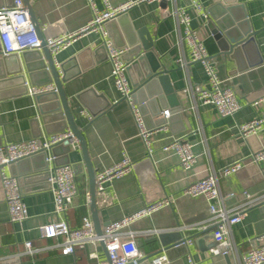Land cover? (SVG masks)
<instances>
[{
  "label": "crops",
  "instance_id": "0c3cea01",
  "mask_svg": "<svg viewBox=\"0 0 264 264\" xmlns=\"http://www.w3.org/2000/svg\"><path fill=\"white\" fill-rule=\"evenodd\" d=\"M10 1L0 0V4ZM96 1L101 8L100 0ZM110 1L119 6L128 0ZM177 1L186 8L191 27L198 30L216 65L218 76L235 89L241 110L234 117H220L214 106L203 105L198 99L181 94L189 83L206 86L208 78L200 63L189 62L187 69L180 66L183 52L176 45L179 35L175 20L169 15L173 10L172 3H142L107 24L115 45L127 50L125 60L130 64L145 53L143 40H147L146 32L152 43V53L162 69L171 71V84L181 96L180 108L164 106L160 109L161 112L171 110V118L167 131L156 132L152 136V157L138 137L128 103L114 85L112 66L100 36L96 33L79 36L57 56V62L64 91L75 122L85 138L95 172L120 163L124 156L135 164L131 174L108 186V193L115 199L110 207L98 206L102 227L137 213L150 203L171 198L172 206L130 227L136 232L138 248L147 258L151 257L150 262L166 257V264H189V259L197 264H208L209 249L214 245V226L210 221L208 204L203 198H189L183 192L207 174L219 172L264 148V125L249 138L239 133L240 125L264 116V0H200L208 13L206 19L191 7L192 0ZM30 5L44 38L76 33L92 18L86 0H30ZM230 6L238 8L237 16L245 14L253 31L258 32L255 43L248 47L246 68L239 60L223 57L216 39L212 15L219 17L223 7ZM0 56H3L1 51ZM185 57L191 59L187 46ZM39 60L42 58L33 55L27 63L35 83L46 78V74L35 75L33 72L37 67L33 62ZM21 62L26 70L23 59ZM3 91L0 99V143L29 141L58 133L55 131L62 128L55 115L45 116L51 117L48 125L42 121L39 107L29 94L18 95L11 86H6ZM136 95V101H139ZM107 105L109 108L106 109ZM82 111L88 112L92 118L83 116ZM158 116H147V126L157 127ZM174 139H182L193 146L198 155L193 171H184L176 155L162 150ZM58 155L60 161L66 160L63 150L60 149ZM68 156L71 164L76 166L78 194L66 218L72 228H80L84 217L92 218L90 179L82 149L73 150ZM34 162V166H40L43 160L40 157ZM4 171L20 180L29 217L21 224L10 222L0 173V264H97L98 260L91 257L95 251L100 260L106 258L102 245H88L77 249L73 255L64 256L59 246L62 239H43L41 228L60 219L55 213L54 197L46 175L32 172V161L12 164ZM219 186L223 196L235 194L225 200L228 208L240 205L244 192L255 198L264 196V179L260 167L255 164H248L229 177H220ZM154 230L161 233L179 231L192 240V244L165 250L152 233ZM260 235H264V200L251 207L245 219L233 229L234 241L242 252L247 251L251 241ZM28 242L32 244L33 253L27 252ZM230 260L234 262L233 257ZM214 262L229 264L224 257H217Z\"/></svg>",
  "mask_w": 264,
  "mask_h": 264
},
{
  "label": "built area",
  "instance_id": "2783aa9c",
  "mask_svg": "<svg viewBox=\"0 0 264 264\" xmlns=\"http://www.w3.org/2000/svg\"><path fill=\"white\" fill-rule=\"evenodd\" d=\"M153 1L173 4V10L169 15L174 18L179 35L176 45L183 52L182 57L179 59L181 68L187 69L189 62L200 63L208 78L206 86L189 83L181 91V94L198 99L203 105L214 106L220 117H234L241 110L235 89L226 80H222L218 76L216 65L200 39L198 30H194L191 27V18L187 14L186 8L181 6L177 0H128L119 6L113 5L110 0H100L101 8L96 0H86L88 7L92 11V18L84 27L76 33H66L57 37L49 36L45 38L46 46L53 56L55 66L58 69L60 65L57 62V56L70 47L79 36L91 33H96L100 36L107 58L112 66L114 85L122 99L128 103L138 129V137L142 140L150 157H152L153 153L152 136L156 132L169 129L171 110L162 111L157 117L158 126L154 129L148 128L140 106L133 100V87L128 76L130 63L125 60L127 50L118 48L115 45L107 24L127 13L134 6ZM191 7L203 18H208V13L200 0H192ZM0 44L4 56L41 49L42 41L37 35L28 8L23 0H15L12 7L0 8ZM185 46L190 49V60L185 57ZM55 89L54 85L29 87L28 94L35 98L37 95L45 94ZM81 114L89 119L92 118L86 111H82ZM263 125L264 116L240 125L239 133L244 138H249L257 134L263 128ZM61 147L68 148L70 152L81 149L79 139L70 128L63 132L42 135L29 141L2 143L0 145L1 185L8 207L10 222L21 224L28 219L29 215L24 202L20 180L17 177L7 175L4 169L7 166L46 152V161L50 172L48 182L54 197L55 213L60 219L42 227L41 237L43 239H62L59 246L64 256L73 255L77 249H84L88 245L98 247L103 244L107 254L104 260L99 259L96 251L91 254L93 259L98 260L97 264H141L147 257L138 248L135 239L136 232L130 230V227L137 221L144 218H152L156 212L172 206V199L166 198L150 203L137 213L126 216L120 221L110 223L102 228L101 235L97 234L94 222L90 216L83 218L80 228H72L66 217L73 205L74 198L78 194L76 168L71 162L70 164H58V161H60L59 155L54 154L53 151ZM162 150L165 153L176 155L184 171H193L198 155L193 151V146L190 143L182 139H174L165 145ZM248 164L259 166L264 179V148L219 172L213 171L207 174L205 177L191 183L183 192L184 196L189 198H203L208 204L210 221L214 226V245L209 249L210 262L208 264H215L214 259L217 257H233L234 262L231 264H264V235L255 237L251 241V247L245 252L240 250L233 237L234 227L245 219L251 207L264 200V196L255 198L248 192H244L243 202L236 207L228 208L225 200L232 198L235 194L223 196L219 186L220 177L226 178L236 174ZM134 170L135 164L127 156H124L120 163L97 171L95 176L97 205L99 207L112 206L115 198L108 193V186L114 181L131 174ZM152 233L158 236L161 232L154 230ZM191 244L192 240L185 238V241L176 247L189 246ZM26 249L28 253L34 252L30 242L26 243ZM166 263V257L151 261V264ZM189 264L197 263L193 259H189Z\"/></svg>",
  "mask_w": 264,
  "mask_h": 264
},
{
  "label": "water",
  "instance_id": "95a60500",
  "mask_svg": "<svg viewBox=\"0 0 264 264\" xmlns=\"http://www.w3.org/2000/svg\"><path fill=\"white\" fill-rule=\"evenodd\" d=\"M15 0L0 4V8H9L13 6ZM24 4L28 8L31 20L35 26L37 35L42 41V47L36 51H26L21 54H11L8 56H0V99L2 92L6 86H11L13 90H16L18 95H28L29 87H42L48 85H54L55 90L47 92L45 94L37 95L34 99L39 107L40 116L42 121L48 125L51 122V117H45L55 115V118L61 121L62 128L55 132H63L70 128L80 141L82 153L84 156V163L88 169V175L90 179V206L92 212V220L95 225V229L98 235L102 234V225L99 221V208L96 200V172L93 168L92 161L90 159L85 138L82 131L79 129L75 122L74 114L72 113L68 97L64 91L63 83L60 77L59 70L56 68L53 56L51 55L48 47L45 43V38L40 29V26L32 11L30 0H23ZM236 7H223V12L219 17L212 15L214 30L218 45L221 51V55L228 56L231 59L239 60L242 62L244 68H246L247 60L245 57L248 55V47L255 43V37L258 32L253 31L248 17L237 16ZM233 15V16H232ZM145 39L143 40V48L145 53L136 58L133 63L128 67V74L131 79L133 87V100L140 106L141 113L144 116L145 123L146 117L160 115L161 107L169 106L171 108H180L182 99L180 94L175 90L170 81V73L166 69H162L161 64L157 61L152 53V43L150 42L149 35L145 32ZM104 48V47H103ZM105 50V48H104ZM2 52V48H0ZM33 55L41 57L42 60L34 61L37 67L33 71L34 74H46L44 81L41 83H35L32 80L33 73L30 72L28 59ZM22 59L26 64V70L22 64ZM16 61L15 64H13ZM249 63V62H248ZM132 71H135L134 74ZM27 72V74H26ZM136 94L139 96V101H136ZM109 108L107 105L106 109ZM105 109V110H106ZM157 110L155 113V110ZM147 125V124H146ZM47 127V126H46ZM150 128V127H148ZM2 143H0L1 145ZM63 150L67 156L65 161H58V164H70L69 156L70 150L66 147L55 149L54 154H58V151ZM42 158L43 163L40 166H34L35 159ZM47 153L42 152L30 159L20 161H32L33 171L35 173L41 172L46 175L47 179L50 178L49 165L46 161ZM75 166V165H74ZM76 167V166H75ZM30 172V173H32ZM23 193V192H22ZM106 227V226H105ZM157 238L159 239L162 248L168 250L175 248L177 245L185 241L184 235L179 231H168L160 233ZM102 247L106 253L105 247ZM163 251V250H162ZM160 251V252H162ZM107 255V254H106ZM148 257L141 264H151ZM229 264L231 263L230 257L226 258Z\"/></svg>",
  "mask_w": 264,
  "mask_h": 264
}]
</instances>
